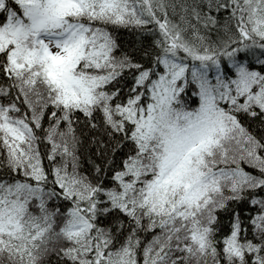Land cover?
Here are the masks:
<instances>
[{"label":"snow or ice","instance_id":"6c2138e0","mask_svg":"<svg viewBox=\"0 0 264 264\" xmlns=\"http://www.w3.org/2000/svg\"><path fill=\"white\" fill-rule=\"evenodd\" d=\"M0 264H264V0H0Z\"/></svg>","mask_w":264,"mask_h":264}]
</instances>
